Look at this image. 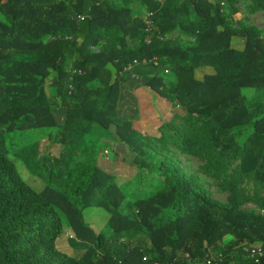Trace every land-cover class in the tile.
<instances>
[{
    "label": "trees",
    "instance_id": "1",
    "mask_svg": "<svg viewBox=\"0 0 264 264\" xmlns=\"http://www.w3.org/2000/svg\"><path fill=\"white\" fill-rule=\"evenodd\" d=\"M125 1L0 0V99L8 100L0 124L11 128L23 116L20 128L51 127L55 109L65 115L58 134L48 137L61 145L50 165L54 185L35 191L0 151V264H191L203 240L226 234L232 237L224 248L247 242L264 249V216L243 210L235 189L248 175L264 188V106L250 107L241 93L244 87L264 89V37L253 26H233L224 0ZM132 1L144 4L146 15ZM255 2L264 8V0ZM154 25L161 35L175 29L195 42L160 40L150 35ZM127 65L158 69L145 75L144 85L173 102L164 132L175 129L185 150L220 145L212 157L217 170L226 169V157L240 159L226 204L161 157L158 165H146L155 181L130 199L134 215L120 209L126 191L117 174L99 166L85 134L101 129L143 152L142 132L116 110ZM164 69L174 73L173 83L160 73ZM230 129L237 139L219 135ZM94 204L109 208L106 235L83 219L82 210ZM61 210L87 238L81 258L56 247ZM250 249L242 264H264V256H251ZM226 257L203 260L226 264Z\"/></svg>",
    "mask_w": 264,
    "mask_h": 264
},
{
    "label": "rangeland",
    "instance_id": "2",
    "mask_svg": "<svg viewBox=\"0 0 264 264\" xmlns=\"http://www.w3.org/2000/svg\"><path fill=\"white\" fill-rule=\"evenodd\" d=\"M112 1L113 3L126 2L125 0ZM131 6L146 15V6L144 4L139 5L132 1ZM231 6L235 8V11H233ZM189 7L192 6L190 5ZM222 7L226 18L232 22L233 26H253L259 31L260 36L264 37V8L257 7L255 0H233L232 2L224 0ZM191 13L192 16H194L193 10H191ZM156 28L157 26L155 25L152 27L150 35H156L160 37V40L177 38L183 44L195 42L193 35L175 29L161 35L156 32ZM238 43L239 41H233L234 45ZM154 60L157 63L160 61L158 58H154ZM164 70L166 82L173 83L176 79L174 73L169 70L166 71V69ZM47 80H50V77H48ZM49 91L51 92L52 90L50 89ZM241 93L245 96V103L250 107L257 104L264 106V89L244 87L241 89ZM7 101L6 98H4V100L0 99V111L3 109L4 102L7 103ZM167 101H169V99H167ZM163 102L162 105L166 108V112L163 114L162 112L160 113L157 107V105H161L159 104L160 100L154 101L150 105L152 114L148 117L150 119V124L148 125L151 126L148 127L147 125L148 130H146L147 128L145 130L140 129V131H143L142 139L145 142V146L142 148L143 152L137 154L135 150L130 149L128 146V154L124 155L122 153L119 155L121 160H125L132 166V169H134V175L132 176H129V172H125V175L123 172L122 174L124 177H117L120 187L126 191L125 193L128 198L120 205V209L124 213H128L131 216L134 215L135 212L131 200L134 196H137L139 192H143L149 182L155 181V172H151V169H147L146 165L150 167L158 165L161 157L171 158L177 164L181 172L191 175L194 181L205 188L215 200L226 204L232 193L228 181L229 179L231 180L233 169L240 163V159L226 157V160H229L226 169L224 167L223 170H217L214 163L215 160H212V157L219 151L220 145L215 147L212 151L205 150L204 148L201 149V146L194 148V150H185L181 144L183 143L181 140L182 137L179 136L175 129L172 130V134L164 132L166 129L164 123L171 117L174 110L171 104L173 102L169 101L170 104H165V101ZM58 109L59 108L53 111L54 118L57 122L55 126L20 128L18 126L26 121L23 116L16 118L14 120L16 126H10L11 128L7 127V124H0V151L10 158L20 176L35 191L41 190L46 184H55L53 174L55 170L53 166L50 167V165L51 162L54 161L53 157L57 156L60 152L61 145L48 137L49 135H57L60 124L63 122L65 115L62 116L59 114L57 112ZM201 121L202 120H200L199 123ZM178 130H180V128ZM102 133L103 131L100 129L85 134V144L95 149L97 161H99L101 156L113 157V150L110 145L106 144L103 140ZM219 135H221V137H223V135L226 137L234 136L235 139H237L235 129H230L225 134L220 132ZM106 136L112 137L107 133ZM123 156H126V159H124ZM48 157H51L50 160H48ZM78 158L82 159L83 155H80ZM134 158H136V161L133 160ZM138 162L142 163V165L139 166ZM59 189L62 191L64 190L63 188ZM235 189L238 192L237 194L240 195V207L243 210L264 216V188L256 184L251 175L242 176L237 179ZM60 214L62 219V231L56 239V247L63 254L76 255L81 258L82 253L86 249V246L82 243L87 241V238H82L81 235L75 232L62 210ZM82 216L94 233L103 231L106 235L109 232V228H107L109 208H107V205H89L82 210ZM231 237L230 234H226L221 239L212 240V243H207L206 240H203L201 245L196 247V250L194 249V257L190 260L191 264H205L204 258L211 257L215 259L221 254L227 256L226 264H242L251 244L247 242L241 244L235 243L231 249H228L226 246L224 248L223 246ZM94 257H96V254Z\"/></svg>",
    "mask_w": 264,
    "mask_h": 264
},
{
    "label": "crops",
    "instance_id": "3",
    "mask_svg": "<svg viewBox=\"0 0 264 264\" xmlns=\"http://www.w3.org/2000/svg\"><path fill=\"white\" fill-rule=\"evenodd\" d=\"M155 71L159 72L158 69L152 70V68L145 65H134L123 73L124 75L119 85V96L116 104L117 113L121 117L128 119L131 122V126L138 131H140V129L145 130L147 125L150 124V119L148 118L152 114L150 105L154 101L160 100L159 104L161 105H157V107L162 114L166 112V108L162 105L164 103L163 101H165V104H170L166 98L144 85L145 75L151 76ZM164 71L165 70H160V73H164ZM57 112L62 116L64 115L63 108H59ZM149 126L151 125H148V127ZM146 130H148V128ZM103 140L106 144L110 145L113 150V157L101 156L98 161L99 166L107 171L114 172L119 177H124L125 172L131 174L134 169H132V166L125 160H121L119 156L122 153L124 155L128 154V145L114 137L110 138L109 136H103ZM123 157L126 159V156ZM123 172L124 175L122 174Z\"/></svg>",
    "mask_w": 264,
    "mask_h": 264
},
{
    "label": "built area",
    "instance_id": "4",
    "mask_svg": "<svg viewBox=\"0 0 264 264\" xmlns=\"http://www.w3.org/2000/svg\"><path fill=\"white\" fill-rule=\"evenodd\" d=\"M155 1H159V2H161V1H163V0H155ZM149 40H150V36H147V37H146V41H149ZM134 62H136V61H134ZM154 64H157V62L154 61ZM130 67H131L130 65H127V66H125V67L123 68V70H127V69H129ZM250 255H251V256H257V257L264 256V249H262V248H257V247H253V248L250 249Z\"/></svg>",
    "mask_w": 264,
    "mask_h": 264
}]
</instances>
